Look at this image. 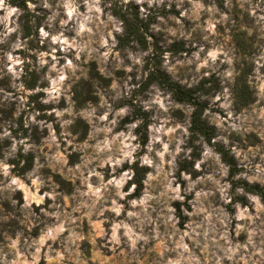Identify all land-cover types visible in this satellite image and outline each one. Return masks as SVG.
<instances>
[{"label":"rangeland","instance_id":"rangeland-1","mask_svg":"<svg viewBox=\"0 0 264 264\" xmlns=\"http://www.w3.org/2000/svg\"><path fill=\"white\" fill-rule=\"evenodd\" d=\"M253 185L264 0H0V264H264Z\"/></svg>","mask_w":264,"mask_h":264},{"label":"trees","instance_id":"trees-1","mask_svg":"<svg viewBox=\"0 0 264 264\" xmlns=\"http://www.w3.org/2000/svg\"><path fill=\"white\" fill-rule=\"evenodd\" d=\"M135 33V31L133 30ZM161 75V74H158ZM164 81H167L165 77ZM168 86H170L171 89L174 91V95L178 101H184L188 102L194 105V111L191 115V129L192 131L201 134L204 138L207 140L210 139L213 134H214V128L211 126L207 125L205 121L202 119V113L205 107V104L202 102H199L196 97V93L200 91L201 86L199 85L198 87L194 88H182L176 83H168ZM140 183V182H139ZM249 189H252L256 192H258L263 198H264V191L256 186H250Z\"/></svg>","mask_w":264,"mask_h":264}]
</instances>
